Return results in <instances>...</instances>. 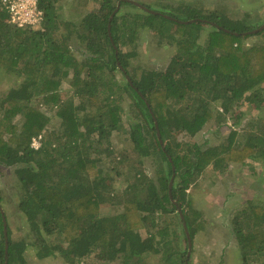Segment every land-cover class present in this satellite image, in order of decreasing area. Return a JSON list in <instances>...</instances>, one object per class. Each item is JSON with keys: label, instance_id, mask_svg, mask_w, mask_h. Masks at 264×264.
<instances>
[{"label": "trees", "instance_id": "16d2710c", "mask_svg": "<svg viewBox=\"0 0 264 264\" xmlns=\"http://www.w3.org/2000/svg\"><path fill=\"white\" fill-rule=\"evenodd\" d=\"M73 1L39 0L40 23L22 28L6 21L0 1V73L17 78L0 98V164L13 167L27 230L15 237L0 209V264H32L30 247L65 264H149L152 255L180 264L175 217L183 252V221L192 241L204 225L190 187L208 167L215 174L232 161L264 166V118L249 117L204 147L177 140L174 128L194 136L213 118L226 123L239 106L264 108V27L250 32L248 14L236 19L184 3L159 12L94 0L97 8L80 15ZM204 22L212 30L203 38ZM145 29L173 47L162 68L130 62ZM116 132L128 135L131 149L116 150ZM262 198H248L231 217L241 264H264Z\"/></svg>", "mask_w": 264, "mask_h": 264}, {"label": "rangeland", "instance_id": "374dc122", "mask_svg": "<svg viewBox=\"0 0 264 264\" xmlns=\"http://www.w3.org/2000/svg\"><path fill=\"white\" fill-rule=\"evenodd\" d=\"M122 1L127 0H111L117 6H121ZM139 4H144L156 11L162 12L165 9L171 10L170 6L194 5L198 8L206 10H217L223 12L231 18H240L248 14L251 16V26L254 28L264 24V0H133ZM73 1L72 9H76L80 15L97 8L94 0ZM119 3V4H118ZM127 6L123 9L127 10ZM183 14V12H181ZM187 14V13H185ZM182 16V15H179ZM203 22V21H202ZM212 28L209 23H203L202 37H206L208 31ZM138 40V55L131 58L130 62L135 67L144 66V68L155 69L162 68L170 60L173 54V47L158 40L155 32L151 29H145L141 33ZM255 40L248 39L247 43ZM74 42V41H73ZM20 79V78H19ZM18 79V80H19ZM17 80L10 74L0 73V98L7 93L10 86ZM127 103V100H125ZM246 106H239L230 114H227V122L218 124L213 118L211 119L196 135L189 136L179 128H174V135L179 141L188 143L190 146L198 144L200 146L216 145L220 143L227 135L230 129H242L250 119L256 115L264 118V108L261 110H247ZM215 109V108H214ZM245 112L240 121H236V115ZM237 124V125H236ZM126 133H114L113 144L116 150L124 153L127 149H131V144L127 140ZM129 152V151H128ZM246 164L239 162H230L225 170L212 173L211 167L203 173L196 185L190 187L192 206L201 214L204 225L195 235L194 241L191 239V251L187 256L183 252L184 236L178 219L175 217L172 222V228L177 231L180 236V254H184L180 260V264H241L239 258V249L236 238L231 228L232 215L244 206V202L248 198L262 196L264 200V166L263 162L256 161ZM145 170L148 174H152V160L145 159ZM119 182L116 183L118 185ZM121 184V183H120ZM19 182L14 176L13 167H6L0 164V196L1 208L9 217L10 227L13 235L17 238L27 237V230L24 226L23 218L18 212L16 201L18 199ZM187 242V241H186ZM160 255H152L149 257V264H169L168 262H160ZM180 258V257H179ZM27 259L32 264H65L60 256H39L35 249L30 247L27 249Z\"/></svg>", "mask_w": 264, "mask_h": 264}, {"label": "built area", "instance_id": "2783aa9c", "mask_svg": "<svg viewBox=\"0 0 264 264\" xmlns=\"http://www.w3.org/2000/svg\"><path fill=\"white\" fill-rule=\"evenodd\" d=\"M2 9L7 13L6 21L17 27H26L40 23L43 10L39 7V0H0ZM33 145H38L33 140Z\"/></svg>", "mask_w": 264, "mask_h": 264}, {"label": "water", "instance_id": "95a60500", "mask_svg": "<svg viewBox=\"0 0 264 264\" xmlns=\"http://www.w3.org/2000/svg\"><path fill=\"white\" fill-rule=\"evenodd\" d=\"M127 1H129V2H131V3H134L135 5H138V6H140V7H143L141 4H139V3H137V2H135V1H133V0H127ZM119 4V3H118ZM117 8H118V6H117ZM116 8V9H117ZM151 12H155L156 13V11H154V10H150ZM184 22H187V21H184ZM264 27V24H262L259 28H257V29H254V30H251L250 32H256V31H258V30H260V29H262ZM118 66H119V68H122L121 67V65H119V63H118ZM128 79H129V77H127ZM154 126H155V128H156V134H157V137H158V139H159V142L162 144L163 142H162V140H161V137H160V132H159V129H158V125H157V122L155 121V119H154ZM168 159L170 160V161H172L171 160V157L168 155ZM172 163V162H171ZM172 169L174 170V165L172 164ZM173 180H174V173L172 174V176H171V178H170V180H169V184H168V191H169V194H171V187H172V184H173ZM171 196V195H170ZM0 209H1V207H0ZM178 212H179V214H180V217L181 218H183V216H182V214H181V212H180V209L178 208ZM2 220H3V232H4V237H5V254H6V252H7V230H6V227H7V223H6V219H5V215L4 214H2ZM183 226H184V229H185V234H186V237H187V244H188V246H187V256L189 255V253H190V251H191V237H190V235H189V232H188V230H187V228H186V225H185V222L183 221ZM184 264H186V262L184 263Z\"/></svg>", "mask_w": 264, "mask_h": 264}, {"label": "flooded vegetation", "instance_id": "af4514ba", "mask_svg": "<svg viewBox=\"0 0 264 264\" xmlns=\"http://www.w3.org/2000/svg\"><path fill=\"white\" fill-rule=\"evenodd\" d=\"M261 25H262V24H261ZM261 25H260V26H261ZM260 26H259V27H260ZM259 27H257V28H259ZM257 28H256V29H257Z\"/></svg>", "mask_w": 264, "mask_h": 264}]
</instances>
